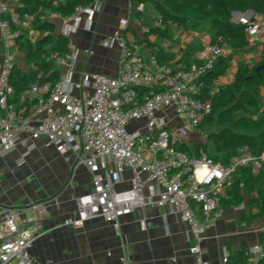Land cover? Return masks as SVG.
<instances>
[{
    "label": "built area",
    "instance_id": "built-area-1",
    "mask_svg": "<svg viewBox=\"0 0 264 264\" xmlns=\"http://www.w3.org/2000/svg\"><path fill=\"white\" fill-rule=\"evenodd\" d=\"M98 11L95 2L76 6L65 19L63 36L70 38L85 19L90 29ZM235 17L246 26L250 39H261L264 21ZM34 21L35 16L22 15L17 8L0 9L7 52L0 64V160L21 146L25 151L18 164L22 166L37 150V142L63 157L75 156L89 170L93 188L73 198L77 211L67 225L82 228L104 218L120 231L121 219L136 210L170 206L189 226L195 264H210L202 245L213 216L220 217L236 174L243 169L255 174L264 170V151L254 155L247 146L228 164L207 154L191 157L176 148L212 115L213 100L199 98L203 79L227 56L228 46H207L189 66L161 65L119 31L104 40L105 47L118 44L120 48L116 78L84 73L77 81L78 51L69 45L67 54L53 55L60 71L56 81L43 80L41 73L36 83L17 93L12 79L19 41ZM162 22L159 16L160 26ZM129 25L128 19L120 21L122 30ZM31 69L39 67L33 64ZM45 211L42 204L0 209L1 264H43L33 257L32 248L44 235ZM141 229L148 230L147 220L141 221ZM250 255L249 264L264 261V245L253 246Z\"/></svg>",
    "mask_w": 264,
    "mask_h": 264
},
{
    "label": "crops",
    "instance_id": "crops-1",
    "mask_svg": "<svg viewBox=\"0 0 264 264\" xmlns=\"http://www.w3.org/2000/svg\"><path fill=\"white\" fill-rule=\"evenodd\" d=\"M69 1L44 0L39 5L36 15L40 16L41 24L51 26L53 32L38 27L24 31L28 44L35 46L49 35L55 39L63 36L65 19L71 12ZM92 2L99 6L92 27L89 29L85 19L69 38L70 46L78 51L75 63L77 81L84 73H98L110 78L118 76L120 48L118 44L105 47L104 40L119 31L126 34L146 57L151 56L153 49L163 48L174 57L176 67L193 64L198 54L212 44V35L207 30L203 33L198 32L199 29L186 31L173 23L160 26V15L151 1ZM20 6V0H0V9H19ZM244 16L264 21L263 15L252 11L236 15L235 20ZM123 19L130 21L125 30L120 26ZM247 41L249 47L243 53L228 46L224 58L228 68L215 81L210 93L216 95L222 88L233 84L242 66L253 70L263 62L264 34L258 42L249 37ZM20 48L16 55V69L29 72L34 63L26 60ZM6 54L0 32V63L6 59ZM261 94L264 98V88ZM187 137L182 138L181 143L189 146V141L185 140ZM37 147L22 166L18 164L25 151L21 146L11 156L0 160L4 192L1 198L6 204L27 208L44 201V235L32 248L37 261L43 264L48 260L54 264H195L196 259L189 250V226L174 214L170 206L138 209L121 219L120 231L104 218L92 220L82 228L67 225V220L77 211L73 198L91 192L92 176L75 156L63 157L54 148H45L44 142H37ZM251 173L255 177L262 175L264 180V170L259 174ZM257 198V193L245 195L242 205L229 207L223 201L220 217L215 219L213 216L202 245L204 258L210 264H235L240 261L241 254L248 258V263L251 262L250 250L261 244L264 233V221L254 225L257 219L264 217L250 219L259 213L261 203L256 201ZM142 220L148 221L147 231L141 229ZM226 255L228 261H225Z\"/></svg>",
    "mask_w": 264,
    "mask_h": 264
},
{
    "label": "trees",
    "instance_id": "trees-1",
    "mask_svg": "<svg viewBox=\"0 0 264 264\" xmlns=\"http://www.w3.org/2000/svg\"><path fill=\"white\" fill-rule=\"evenodd\" d=\"M92 1L70 0L71 12L68 16L74 12L76 6L88 5ZM142 1H151L154 4L165 25L173 23L188 30L203 28L211 33L213 45H227L238 53L246 52L249 46L246 26L234 21L235 13L245 14L252 11L264 16V0ZM20 2L18 13L35 16L33 27L53 32V28L46 23L41 24L40 16L36 15L39 5L44 0H20ZM19 43L26 60L30 64H36L39 70L31 69L29 72L22 73L21 70L14 68L12 81L17 93L36 83L41 73H43V80L56 81L58 79L60 71L53 55H65L69 52V38L60 36L55 39L49 35L34 46L31 43L28 44V38L24 33ZM151 56L156 57L161 65H174V57L163 48L153 49ZM262 65H264V58L263 62L253 70L242 66L236 81L211 97L209 94L215 81L223 76L228 68L227 60L220 59L214 70L203 79V93L199 97L204 101L213 100L212 115L202 125H211L216 120L222 127L211 138V144L216 154L213 156L207 149L204 151L198 149L194 152L193 148L183 143H177L176 148L191 157L207 154L210 158L223 164H228L244 146H247L254 155H260L264 151V98L261 94V89L264 88V70L257 73V69ZM235 179L229 196L224 199L227 202L226 206H240L244 202L245 195L257 193L256 201L261 203V207L259 213L256 216H251L250 219L264 217L263 176L255 177L250 169H243L236 174ZM200 213L198 211L199 215ZM261 244L264 245V233ZM260 263L262 264L264 261ZM235 264H249L248 258L241 254L240 261Z\"/></svg>",
    "mask_w": 264,
    "mask_h": 264
},
{
    "label": "rangeland",
    "instance_id": "rangeland-1",
    "mask_svg": "<svg viewBox=\"0 0 264 264\" xmlns=\"http://www.w3.org/2000/svg\"><path fill=\"white\" fill-rule=\"evenodd\" d=\"M165 23L162 22L161 26H164ZM199 29L198 32L203 33L206 30L203 28H197ZM190 31H194L196 29H189ZM188 29H186V31H189ZM1 64V63H0ZM222 129L221 125L215 120V122L211 125H202L200 128H198L196 131L189 133L188 137L185 139L186 141H189L190 143V148H193L194 152H196L198 149L200 150H205L207 149L210 154H212L213 156H215V151L212 147L211 144V138L213 136V134L219 132ZM127 178H130V173H127ZM264 218L261 219H257L254 222V225H258L259 223L263 222Z\"/></svg>",
    "mask_w": 264,
    "mask_h": 264
},
{
    "label": "water",
    "instance_id": "water-1",
    "mask_svg": "<svg viewBox=\"0 0 264 264\" xmlns=\"http://www.w3.org/2000/svg\"><path fill=\"white\" fill-rule=\"evenodd\" d=\"M235 15H240V13H235ZM262 70H264V65L260 66L257 69V73H260V71H262ZM3 194H4V192L2 191V187L0 185V209H22L23 208V207L10 206V205L6 204L5 201L2 200V198H1L3 196ZM43 203H44V201L39 202V204H35V205H41Z\"/></svg>",
    "mask_w": 264,
    "mask_h": 264
}]
</instances>
